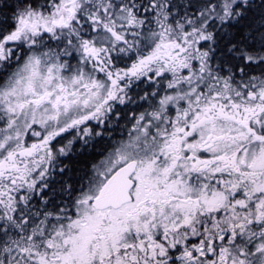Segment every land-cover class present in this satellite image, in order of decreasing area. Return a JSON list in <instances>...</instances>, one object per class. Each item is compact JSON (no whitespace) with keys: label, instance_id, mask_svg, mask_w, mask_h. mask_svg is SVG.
Returning <instances> with one entry per match:
<instances>
[{"label":"snow or ice","instance_id":"6c2138e0","mask_svg":"<svg viewBox=\"0 0 264 264\" xmlns=\"http://www.w3.org/2000/svg\"><path fill=\"white\" fill-rule=\"evenodd\" d=\"M0 264H264V0H0Z\"/></svg>","mask_w":264,"mask_h":264}]
</instances>
